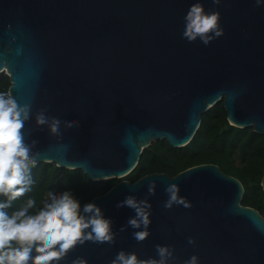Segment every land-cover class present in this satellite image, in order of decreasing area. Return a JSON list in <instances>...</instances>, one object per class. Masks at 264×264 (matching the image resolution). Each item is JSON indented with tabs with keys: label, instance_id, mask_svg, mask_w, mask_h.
<instances>
[{
	"label": "water",
	"instance_id": "95a60500",
	"mask_svg": "<svg viewBox=\"0 0 264 264\" xmlns=\"http://www.w3.org/2000/svg\"><path fill=\"white\" fill-rule=\"evenodd\" d=\"M218 11L224 35L205 46L183 39L190 6ZM20 106L31 105L26 143L36 164L79 169L92 181L121 179L145 148L167 140L175 148L196 135L202 116L222 101L231 125L264 136V2L255 0H0V74ZM61 120L62 135L37 128L41 109ZM79 121L68 129L64 121ZM155 182L156 194L147 187ZM175 183L191 208L166 210ZM264 191V177L262 179ZM243 184L214 164L175 177L150 174L121 181L94 198L116 232V243L78 246L61 264L83 257L110 264L123 250L157 258L156 245L173 246L176 261L264 264V217L243 206ZM152 205L151 235L133 239L134 210L116 205L127 196ZM189 237L196 244H188Z\"/></svg>",
	"mask_w": 264,
	"mask_h": 264
},
{
	"label": "clouds",
	"instance_id": "9594fccd",
	"mask_svg": "<svg viewBox=\"0 0 264 264\" xmlns=\"http://www.w3.org/2000/svg\"><path fill=\"white\" fill-rule=\"evenodd\" d=\"M219 5L221 0H212ZM264 0H255L261 6ZM218 11H205L202 3L192 4L184 17L183 39L194 43L198 39L209 46L214 40L224 35ZM48 110L41 109L35 115L37 128L47 126L49 134L60 136L61 120L46 115ZM32 116L31 105L20 106L10 91L0 92V264H61L78 246L88 242L97 245L116 243L117 233L113 231L112 221L106 219L102 210L95 203L81 205L71 191L56 193L48 191L37 206L35 198H28L17 210L9 212L14 202L32 190L34 183L31 170L35 167L36 156L32 148L36 140L26 143L23 134L25 124ZM68 129L79 127V121H64ZM157 185L148 184L149 196H155ZM168 199L163 203L166 210L174 206L188 209L192 205L186 197L179 195L180 187L172 183L166 187ZM128 207L135 216L120 228L134 230L133 239L143 243L151 235L152 205L148 199L138 200L127 196L116 205ZM188 244L195 245V239L189 237ZM157 258L140 259L135 252L119 251L110 264H169L176 261L173 246L156 245ZM71 264H88L83 257H78ZM184 264H199V257L193 255Z\"/></svg>",
	"mask_w": 264,
	"mask_h": 264
},
{
	"label": "trees",
	"instance_id": "16d2710c",
	"mask_svg": "<svg viewBox=\"0 0 264 264\" xmlns=\"http://www.w3.org/2000/svg\"><path fill=\"white\" fill-rule=\"evenodd\" d=\"M10 86V77L0 74V92L9 91ZM204 164L217 165L225 174L237 178L245 189L242 205L256 209L264 217V136L252 127L231 125L223 100L202 116L201 125L190 143L175 148L167 140L155 141L143 150L137 166L124 178L92 181L79 169L39 163L31 170L32 190L14 202L8 211L17 210L30 197L36 199L38 207L42 206L48 191H71L83 206L121 181L136 182L154 173L175 177Z\"/></svg>",
	"mask_w": 264,
	"mask_h": 264
}]
</instances>
